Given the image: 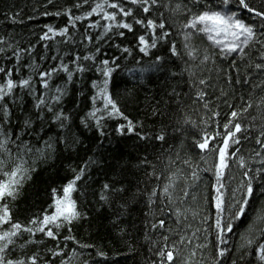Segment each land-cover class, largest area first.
Segmentation results:
<instances>
[{"label":"snow or ice","instance_id":"obj_1","mask_svg":"<svg viewBox=\"0 0 264 264\" xmlns=\"http://www.w3.org/2000/svg\"><path fill=\"white\" fill-rule=\"evenodd\" d=\"M49 4L56 6L54 0H48ZM89 0H83V4H88ZM82 3H76L73 8L83 7ZM247 13L249 19H245L243 13ZM45 15L66 16L67 23L72 28L76 27V21L88 19L93 16H99L105 23L101 25L100 20H95L88 25V28H103L101 34L93 37L85 30L84 39L80 43L98 45L106 38L111 39L109 34L116 37H125L126 32L135 34L134 26L139 25L144 29V34L137 37V47L139 52L145 56L151 49L158 46L168 45L170 53L169 60L173 62L176 59L184 61L186 67L180 72H172L173 76L187 73L190 88L195 92V101L202 102L203 107L211 113L204 121L206 127L201 129L200 138L195 140L193 147L199 150L200 158L204 163H208L207 157L212 158L208 167L199 169V165H192L190 159L181 160L177 154L176 160H170L169 166L175 165L177 161L181 162L190 171L182 177L180 174L184 169L177 168L165 175L163 172L157 173L156 166L151 165L145 158L144 163L149 164L153 171L149 174L155 179L154 186L148 193V206L156 205L159 202L160 212L167 217L169 212L175 218L178 226L176 234L178 241L171 246L168 245V235H163L164 245L158 248L155 255L159 258V264H176L181 257V247L192 245L193 239L200 240L198 233H203V243L197 242L190 250L189 256L181 260V264H193L197 255V250L212 247L215 249L213 257L214 264H228V258L232 253L229 247L230 237L237 229L247 225L244 232L238 233L242 243L238 246L244 251V255L251 257L247 264H264V124L260 126L258 134L255 136V143L260 146L252 157L253 162L258 167H251L245 156L241 154L243 140H250L249 135L253 131L256 117H252V124L246 125L243 120L246 119L249 110L253 108L251 95L247 100L240 96L242 106L228 104L231 109L226 123L222 130H213L209 132L207 128L216 124L219 129L218 117L219 111L211 108L209 88H215L211 83V76L197 75V69L201 72L209 63L213 65L216 76L223 79L228 85L229 91L220 88V96L228 97L230 91L234 92L237 87H262L261 85H252V72L264 74V4L257 8L251 5L248 0H103L96 2L90 11L83 16L73 15L71 8L55 13H45ZM182 15L184 22L179 29L175 27V21L170 22L171 17ZM45 32L40 39L48 41L55 36L68 37L65 43L71 42L69 36V27L54 28L46 25ZM51 34V35H49ZM182 36L183 51L178 49L174 36ZM199 37L205 41V47H197L193 40ZM0 43L4 40L0 38ZM260 45L259 63L250 62L245 64L244 71H241V64L251 60L250 52L246 51L255 45ZM47 47V45H45ZM119 48V45H116ZM3 49H0L2 52ZM124 53L131 55V49L124 47ZM99 46L95 47V53L89 55L70 56V63L74 65L69 67L63 59H60L58 65L50 69H42L39 65L33 63L28 65L32 72L39 77L40 84L45 92L36 97L34 108L37 118L44 120L42 113L45 111L51 113V123L55 124L60 130L68 128L72 120L71 115L66 114L63 108L58 107L62 104L64 96L68 92V86L76 82L73 77L76 74L83 76L84 73L95 68L99 73L100 79L91 82V88L94 90L90 96L92 107L82 118L81 123L87 128L92 125L96 127L101 136L107 135L104 128L106 121L113 119H122L126 124H118L115 132L119 135L135 134L143 141H159L162 144L167 143L169 133L166 127H162L155 132L137 131V128H143V124H134L121 110L119 100L116 98L115 89L119 86L115 83L113 73L120 68L117 61L120 57H113L111 60L102 59L97 64V56L100 54ZM19 60V54L14 53ZM187 57V60L184 58ZM59 58V54L50 57L52 60ZM44 59V57H41ZM81 61H90V65L81 63ZM165 58L156 56L152 71L163 70L161 65L165 63ZM191 62V63H189ZM198 62V63H197ZM139 63V61H137ZM213 69H208L212 71ZM251 69V72L248 70ZM147 68H141L138 71L143 74L148 71ZM15 70L0 67V73H5L8 77L4 85H0V264H39V254L33 253L24 258H13L16 252L18 241L21 251H24L29 245L42 244L45 240L54 242V246L48 251L53 257H61L60 264H70L72 258L77 255L76 249H71V255L65 260L64 249L68 247V241H75L71 235L74 222L84 219V214L79 211L76 200L72 194L77 191V182L82 181L86 175L88 165L85 164L79 171L73 169L75 175L69 182L63 186L62 195L52 189V202L41 215L34 216L26 224H22L13 218V212L10 208V202L15 201L20 195L27 180L32 179V173L37 168L39 161H47L55 152V144L64 142L66 147H71L63 137H52L44 139L40 132L44 131V125L41 124L40 132L33 127V120L26 118L13 122L14 113L9 106V98L15 99L14 89H27L29 94L35 93L33 80L21 78L15 82L12 72ZM59 73L66 74V80L63 85L53 86L50 83L54 75ZM142 78V76H141ZM83 83V81H81ZM111 89V90H110ZM83 94V93H81ZM220 99V97H217ZM227 103V100H225ZM256 108L264 106V97H261ZM153 116L163 115L158 110H153ZM191 123L185 119L183 124ZM19 129V131H16ZM183 128L180 121H176L172 129L173 134L182 132ZM35 134V135H33ZM44 135H47L45 132ZM27 137H33L35 143ZM175 138V135L172 136ZM42 146L38 147V144ZM255 157H260L257 161ZM242 169V179L232 187L234 177H228L233 164ZM211 173L209 183L205 185L208 189L206 193L195 191L202 180L200 172ZM161 177L165 182L161 183ZM190 177V180H189ZM183 179V185L180 181ZM123 188H114L112 185L104 184L100 194V200L107 203L108 192H123ZM193 204L196 208H193ZM165 209L169 211L166 212ZM189 213L193 219L200 218V225L188 236V230L192 228L191 223H186L189 219ZM203 213V214H201ZM251 213V215H250ZM180 225H183V234H181ZM206 225V227H204ZM153 230L162 229L168 232L174 230L166 227V219L160 218L152 223ZM67 231L68 235L63 236L64 244L61 246V233ZM40 239H37V236ZM78 243V242H77ZM80 248L91 247L90 245H79ZM99 255H104L99 253ZM51 264V262H49ZM153 264H156L154 261ZM200 264V262H196ZM232 264H236L232 260Z\"/></svg>","mask_w":264,"mask_h":264},{"label":"trees","instance_id":"obj_2","mask_svg":"<svg viewBox=\"0 0 264 264\" xmlns=\"http://www.w3.org/2000/svg\"><path fill=\"white\" fill-rule=\"evenodd\" d=\"M78 2L83 4V0H54L56 5L54 7L48 3V0H0V38L4 40V43H0V49H3L0 52V67L9 70L19 68V72H12L11 78L18 83L21 78L31 77L36 90L34 94H29L27 89H14V102L12 98H9V106L14 113L12 120L16 122L19 118L22 123L24 119L31 118L37 132H40L41 124L44 125V131L40 134L45 140L49 137L54 140L57 137H63L71 145V147H66L64 142H57L56 150L51 158L46 162L39 161L37 163V170L32 173V179L25 182L18 198L10 202L13 218L26 224L34 216L41 215L52 202V189H56L62 195L63 186L75 175L73 169L79 171L87 164L86 175L82 181L77 182V191L72 194L79 211L84 214L85 218L74 222L71 235L75 237V241L67 242L68 247L64 249L66 253L64 259L67 260L71 255V249L75 248L77 255L72 258L70 264H153L154 261L159 264V258L155 252L165 243L163 235L170 237L167 243L171 246L179 239L175 231L178 226L170 212L167 217L163 216L160 212L159 202L151 207L148 206L147 193L156 186L157 182L150 177L149 174L153 169L149 164L144 163L145 158L151 165L156 166L157 173L163 172L165 175L176 171L177 168L184 169V174L190 171L179 161L175 165L169 166V161L176 160L177 154L181 160L190 159L194 167L196 165H199V169L208 167L212 158L207 157L208 163L205 165L206 163L200 158L199 150L193 147V143L200 138L201 129L206 127L204 121L211 113L203 107L202 102H194L195 92L190 88L187 73L175 76L171 74L172 72L180 73L186 65L179 59L174 62L169 60L170 53L167 44L151 49L147 56L139 52L137 37L144 34V29L139 25L134 26L135 34L125 30L126 35L121 38L112 36L110 33L111 39L106 38L98 45H92L87 44L86 41L84 43H80V41L84 39L86 29L93 37L103 32L102 27L88 28V25L95 20H100L101 25L105 23L99 16L76 21V27L72 28L67 23L66 16L45 15L46 12L55 13L71 8L73 15L83 16L96 2H103V0H89V3L83 4L82 8H73V5ZM248 2L257 8L264 4V0H248ZM243 15L246 20L249 19L246 12ZM173 20L176 29H179L185 17L176 15L171 17L170 22ZM46 25L57 29L67 25L69 27L68 35L72 37L71 42L65 43L64 41L68 37L60 36H55L48 41L41 40L40 37L47 32ZM174 39L178 49L183 51L182 36L176 34ZM193 43L201 49L206 44L199 37L195 38ZM116 45L120 47L117 48ZM96 46L101 49L97 56V64L102 59L111 60L113 57H120L117 61L120 68L113 73V77L115 83L119 85L115 91L123 113L134 124H143L144 127L142 129L138 127L137 131L155 132L166 127L169 133L167 143L143 141L134 133L119 135L115 132V128L118 124H126V121L122 119L106 121L107 126L104 131L107 135L105 136H101L91 122L87 128L81 123L82 118L92 107L90 96L94 90L91 88V82L100 79L95 68L84 73L83 76L76 74L73 77L76 83L68 86V92L64 96L62 104L58 106L72 117L68 128L60 130L55 124H52L51 113L46 111L42 113L43 121L37 118L34 104L36 97L44 93L45 89L42 88L39 77L32 72L28 65L35 63L40 66L41 70L50 69L58 65L60 59H63L70 68H73L74 65L69 62L70 56L67 54H93ZM124 47L131 49L130 56L122 51ZM259 50L260 45L258 44L246 50L250 52L251 60L241 64L242 73L246 63L260 62L258 59ZM14 53L19 54V60ZM57 54H59L58 59H50ZM156 56L165 58L166 62L161 65L163 70H151L155 67L153 62ZM184 59L187 60V57ZM81 63L91 64L90 61H81ZM141 68L149 70L141 74L138 71ZM208 69H213L211 63L203 72L199 69L196 71L197 75L212 77L211 83L215 85V88H209L208 91L211 94V108L220 112V116L217 118L220 128L217 129L216 124L213 123L212 127L207 130L209 132L222 130L231 111L228 104L242 106L239 97L244 96L247 100L251 95L253 108L249 110L243 123L251 125L252 117H256L255 126L249 133L252 139L242 141L241 154L245 156L251 167H258L259 165L253 162L252 157L255 156L254 150L260 148L255 143V136L258 134L260 126L264 124V106L258 109L255 105L259 103L261 97H264V74L252 72V85H261L262 87L242 89L237 87L234 92L230 91L228 97H222L220 88L229 91V87L223 79L217 78L214 69L211 72ZM248 71L251 72V69ZM66 78L64 73L54 75L50 81L53 91L55 86L63 85ZM7 79L5 73H0V85H4ZM154 109L163 115L153 116ZM185 119L191 123L183 124ZM176 121L181 122L183 131L173 134L172 129ZM45 132L47 135H44ZM173 135L175 138H172ZM27 139L35 143L33 137H27ZM37 146L41 147L42 142ZM259 159L260 157H255V160ZM242 171L235 163L232 165L227 174L228 177L235 178L232 180V187H235L242 179ZM200 175L202 180L194 190L206 193L208 189L205 188V185L209 183L211 173H202L201 171ZM163 182L165 181L161 177V183ZM106 183L114 188L124 189L123 192L106 193L109 196L107 203L100 200L103 185ZM182 185L183 179L180 182V186ZM193 208H196L195 204H193ZM165 211L169 210L165 209ZM188 215L189 219L186 223H191L192 228L188 230L187 234L191 236V232L201 225L199 217L193 219L191 213ZM160 218H165L166 227L174 231L153 230L152 223L157 222ZM183 227V225L179 226L181 234H183ZM246 227L247 225L238 228L237 232H234L230 237L229 247L232 249V253L228 258V264H232V260H235L236 264H247V261L251 259L244 255L246 250H241L238 247L242 243L238 233L244 232ZM64 235H68L66 230L61 233V246L64 244ZM198 235L200 236L199 241L193 239L192 245L186 243V246H180L181 257L176 261V264H181V260L189 256L191 248L197 242H204V234L201 232ZM40 238L38 235L37 239ZM20 243L23 241L17 242L13 258H24L38 253L39 264H49V262L60 264L61 257H53L48 251L54 246V242L45 240L42 244L29 245L24 251L20 250ZM79 245H90L91 247L80 248ZM99 253L104 255H99ZM214 255L215 249L212 247L197 250L193 264L196 262L214 264Z\"/></svg>","mask_w":264,"mask_h":264},{"label":"rangeland","instance_id":"obj_3","mask_svg":"<svg viewBox=\"0 0 264 264\" xmlns=\"http://www.w3.org/2000/svg\"><path fill=\"white\" fill-rule=\"evenodd\" d=\"M205 165H207V164H205ZM202 173H203V172H202ZM180 175L183 177V176H184V173L182 172ZM189 180H190V177H189ZM181 181H182V180H181ZM181 181H180V182H181ZM180 182H179V183H180Z\"/></svg>","mask_w":264,"mask_h":264}]
</instances>
